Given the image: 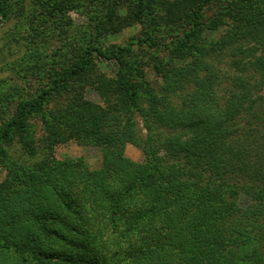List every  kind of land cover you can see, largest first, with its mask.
<instances>
[{
    "label": "trees",
    "instance_id": "trees-1",
    "mask_svg": "<svg viewBox=\"0 0 264 264\" xmlns=\"http://www.w3.org/2000/svg\"><path fill=\"white\" fill-rule=\"evenodd\" d=\"M39 1L27 10L26 0H0V16L19 15L37 36L63 28L65 10L93 0ZM102 1L100 10L93 5L94 26L83 31L88 42L60 47L56 55L67 66L53 59L48 83L21 98L0 124V159L8 169L0 183V264L262 261L242 246L264 239V0ZM211 4L218 8L204 22ZM134 22L146 27L138 42L154 55L139 70L130 60L133 43L102 44ZM172 26L175 38L159 42ZM206 29L222 34L204 44ZM216 49L229 51L235 76L215 64ZM44 56L34 46L25 70H44ZM97 59L113 60L115 75L100 71ZM145 66L163 74L171 95L146 81ZM225 80L227 94H219ZM88 87L102 102L87 97ZM10 92L0 88V112ZM62 94L65 102L42 113ZM37 113L44 121L40 140L29 124ZM70 140L99 147L100 167L55 158L53 146ZM15 143L12 154L6 146ZM129 143L143 149V161L125 155ZM245 194L251 201L243 207Z\"/></svg>",
    "mask_w": 264,
    "mask_h": 264
},
{
    "label": "rangeland",
    "instance_id": "rangeland-1",
    "mask_svg": "<svg viewBox=\"0 0 264 264\" xmlns=\"http://www.w3.org/2000/svg\"><path fill=\"white\" fill-rule=\"evenodd\" d=\"M94 1V4H93ZM91 4H81L80 9H67L65 10V20L63 19V28L59 30L48 29L37 36H32L27 32V28L24 26V20L20 19L19 15H11L10 18H2L0 16V88L11 91L13 93L12 101L5 103L2 111L0 112V124L5 122L15 112L18 101L23 98H30L37 94L39 89L45 86L49 81V66L52 64V60L56 59L55 63L58 65H66L68 62L64 60V56L56 55L57 50L60 47L67 50L71 45H79L81 43H87L88 37L84 38V30L88 29V26H94L92 19V11L95 10L93 5H101L98 9L103 7V1L93 0ZM34 4L42 6L39 0H26L25 6L27 10L34 9ZM69 7V5H68ZM217 6L211 4L205 8L203 21H209L216 13ZM49 25V24H48ZM168 28V27H167ZM173 26L171 27V31ZM146 27L138 22L130 23L126 25L120 32L112 35H107L102 38V44L104 47L110 46L113 43L128 46L133 43L134 54L132 53L130 60L136 61L138 68L142 63L152 62L153 51L146 45L139 44L140 38L143 39ZM165 32L163 36L159 37V42L169 43L176 35L174 31ZM69 32V33H65ZM222 31H214L206 29L203 31L204 44L214 43L220 37ZM65 43V44H63ZM34 46H39L44 51L47 58L44 56V64L48 62L49 65L43 67L44 70L34 71L25 70V63L27 59L34 52ZM169 50L162 48L161 56L167 58ZM214 62L222 71L228 76H235L237 73L231 67V57L229 51H219L216 49L213 51ZM100 71L108 74L115 75L118 70L117 64L113 60L100 59L96 60ZM47 64V63H46ZM67 66V65H66ZM142 68L139 67L138 70ZM136 70L133 69V72ZM137 72V71H136ZM140 71L137 76H141ZM142 76H145L155 90L160 94H169L167 92L165 79L163 74L159 72L155 67L145 66L142 71ZM142 80V78H141ZM230 80V79H229ZM225 80L220 87L219 94L226 93L225 87H228L231 82ZM86 95L89 99L102 102V98L97 91L92 87H88ZM68 94L53 96L45 107H43L42 113L50 112L54 108L61 105L66 101ZM223 97V96H222ZM177 102H180L179 97H175ZM47 114V113H46ZM139 131L141 134L146 133L143 126L141 117H137ZM42 114H35L29 119V124L34 126V135L40 140L41 136L45 133L43 126ZM164 133V131H163ZM6 150L14 154L17 153L18 144L7 145ZM52 153L57 159H83L86 164L92 169L100 167L102 163V153L99 147L91 144H83L75 140H70L66 143L56 144L53 146ZM20 152V151H19ZM18 152V154H19ZM125 155L134 161H143L145 154L142 148L135 144L129 143L125 147ZM34 160V159H33ZM33 162V161H32ZM8 176V169L6 165L0 159V183H3ZM249 195H244L240 200L241 206L245 207L251 200ZM264 236V234H262ZM243 253L258 252L263 258L262 261L253 262L249 259L243 261V264H264V239L262 237H255L253 240L242 246Z\"/></svg>",
    "mask_w": 264,
    "mask_h": 264
}]
</instances>
